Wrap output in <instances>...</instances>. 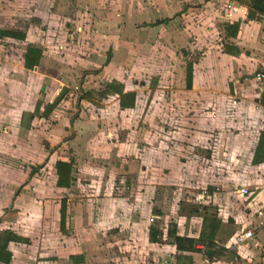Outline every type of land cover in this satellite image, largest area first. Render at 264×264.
Instances as JSON below:
<instances>
[{"label":"crops","instance_id":"1","mask_svg":"<svg viewBox=\"0 0 264 264\" xmlns=\"http://www.w3.org/2000/svg\"><path fill=\"white\" fill-rule=\"evenodd\" d=\"M98 1L104 8H115L123 2ZM129 1L137 12L139 8L141 11L145 9L143 0ZM227 1L165 0L168 4H164L162 0H153L150 3L152 9L148 12L154 11L156 16L147 20L144 15L140 16L139 26L134 25L133 21L128 24V15L119 16L118 19L113 16L109 20L99 14L95 22L96 33L92 31L94 47L99 52H92V58H88L80 55L82 46L69 40L71 34L81 31L77 19L72 22V33H67L68 22L50 21L48 0H0V182H14L10 180L15 177L13 161L22 155L21 159L28 164L22 166L26 180L21 184L28 182L36 187L34 182L38 181L33 176L35 165L28 159L34 156V145L42 141L46 142L42 145L45 157L56 142L71 133L66 141L70 143L73 155L70 158L58 157L53 163L52 181L59 191H63V195L54 199L50 206L53 219L58 223L59 237L48 244L47 250L40 249V246L49 231L43 230L45 234L42 235L37 233L40 226L33 227V217L28 207L35 203L42 207L41 222L44 211L48 212V198H21V185L10 201L14 207H25L19 208L21 210L15 215L6 214L5 218L2 211L4 207L0 208V231L8 230L20 237L8 241L7 251L11 257L7 264H98V243L100 247L104 245L102 248H106L105 252L115 246V252L109 248L111 264H194L205 256L214 260L215 264H264V231L259 228V212L264 202V76L261 80L256 76L252 78L258 84L257 90L244 80L253 71L254 74L264 75V70L257 69L260 66L264 69V16L250 18L245 0H232L242 7L232 17H228ZM33 2L36 7L34 11L30 8L32 11L27 15L32 17L31 22L39 21L40 26L32 23L24 27L20 24L15 26L11 19L13 10L21 11L23 3L27 6ZM90 2L94 3L92 0ZM129 6L128 0H125L124 8ZM81 7L87 8L86 5L80 6L77 10L79 15H82ZM166 11L169 12L168 16L165 15ZM75 15L79 18L78 14ZM149 17L150 13L147 14ZM166 18L169 20L163 21ZM89 22L92 23L90 18ZM231 26L234 27L230 29ZM7 31L22 36L7 35ZM128 32L134 35L132 40L128 38ZM27 48L38 50L33 56L37 61L32 67H25L24 64ZM149 49L154 50L153 58L146 54ZM194 51H198L200 56L192 61L191 86L186 87V66L181 67L184 72H173L171 67L170 70L166 69V62L184 61L186 55H192ZM150 70H156L153 75L162 76L170 71L173 77L169 86L171 92L195 94L197 98L200 96L201 101L209 100L210 95L225 98L229 102L231 99L236 100V116L233 117V126L236 128L233 129L237 131L232 141L237 144L228 156L229 160L231 157L233 168H243L246 176L241 175L238 179H210L206 186L209 188L210 202L198 204L201 208L192 206L199 207L198 213L192 211L191 207L190 214L179 210L176 216H169V223L174 222L177 234L194 239H202V235L210 236V222L213 218L219 220L216 232L212 233V247L204 248L203 244H197L199 251H178L167 238L168 226L163 228L162 234L159 230L162 228L150 223V218L157 216L152 212L154 190L162 183L160 151L152 152L151 167L157 175L156 180H139L135 184L125 180L128 174L144 173L149 167L140 161L145 153H139L135 143L143 133L136 131L137 136H134V132H129L128 128L139 121L130 114L139 106L136 94L141 88L128 86V77L123 71H136L139 75L142 71ZM240 77L244 79L241 81ZM69 81L73 84L70 85ZM112 82L116 83L115 88L108 87ZM91 88L105 95L102 97L105 102L109 96H116V99L111 105L106 102L97 107L95 103L98 99L80 93L82 89L89 91ZM157 88H162L160 83ZM62 89H67L68 93L62 95ZM75 92L77 96L72 100ZM129 93H134L133 105L121 107V96ZM58 97L59 100L54 103ZM209 105L203 106V109L209 108ZM95 108L104 112L94 114ZM225 137V134L220 133L218 141L222 142ZM221 147L219 144L216 148H209L211 150H208L206 161H209L208 157L225 155ZM125 155L136 158V162H118ZM58 160L72 163L73 180L68 187L56 184L55 162ZM223 165L228 167L226 163ZM178 166L174 164L173 171H177ZM228 172L225 169V173ZM7 174L8 180L3 177ZM212 185L222 188L217 197ZM246 186L248 192L240 194L239 188ZM228 187L230 190L236 188L237 194L226 191ZM62 200L65 201V211L61 227ZM198 217L201 220L199 228L193 225L194 218ZM204 217H207V222L203 221ZM124 223L131 228L122 227ZM225 224L234 225L237 230L230 228L224 235L221 230ZM2 225H5L4 229ZM150 227L161 232L160 243L150 242ZM248 228L253 230L252 238L235 246V235ZM39 236L41 238L36 239ZM101 236L106 239L98 242L97 238ZM208 249H212V254L207 253ZM98 255H102L101 250ZM230 255L234 257H227ZM0 264L6 263L0 261Z\"/></svg>","mask_w":264,"mask_h":264},{"label":"rangeland","instance_id":"2","mask_svg":"<svg viewBox=\"0 0 264 264\" xmlns=\"http://www.w3.org/2000/svg\"><path fill=\"white\" fill-rule=\"evenodd\" d=\"M39 1L40 0H38V2ZM92 1H94V3L90 2V0H48L50 21L56 22L58 20L60 22H68V24L70 25L68 26L69 29L67 33H72L73 20L77 19L80 22V33L77 34V31H75L74 34H71L72 37H70L69 40H71V42L74 40V43H78V46H82V51L80 55L88 56V58H92L91 54H97L99 52L97 51L98 48L94 47V38L92 36V31L93 34L96 33L95 30L97 28L95 26V22L99 14H102L101 16H103V18L108 17L109 20H111L113 16H116V19H118L119 16L128 15L126 19L129 22L128 24H131L133 21L135 23L134 25L138 26L141 25V22L139 20L140 16L144 15L145 20L156 16L154 14V11L148 12L149 9H152L151 7L153 5H151L150 3L153 0H143V5L145 9L141 11V8H139L138 12L136 11V7L131 5L129 0L128 4H130V6L128 8H124L125 0H123V2H120L115 8H104L103 6H101V1ZM162 2L164 4H168L165 2V0H162ZM167 2H169V0H167ZM121 4H123V8L121 7ZM84 5H86L87 8L81 7L82 15H79V13H77V10L80 8V6ZM35 7L36 3L34 2L31 4H27V6L23 3L20 7L21 11L15 12L13 10V17L11 19L13 20L14 25L16 26L20 24V26L22 27L27 26L31 23L33 25H39V21L36 22L35 20H33L31 22L30 18L32 17H29L27 15L28 13H30V11H32L30 8H32L34 11ZM100 11L102 12L100 13ZM105 11L107 12L104 13ZM89 13H91V17H89ZM149 13L150 17L147 18V14ZM75 14H78L79 18H77ZM165 15L168 16L169 12L166 11ZM31 16L34 15L32 14ZM88 18L91 19L92 23H88ZM68 19L70 21H67ZM166 20L169 19L166 18ZM113 32H111L110 34L113 35ZM128 38L132 40L134 38V35L131 32H128ZM122 39H125V37ZM76 40H78V42ZM88 42L89 44H86ZM197 52L198 51H194L192 55H186V59L184 61L176 60L175 62H166V69L170 70L171 67L174 70L173 72L183 71L181 67H185L187 61H194L198 59L200 54ZM146 54H149L151 58H153L154 50L149 49V52H147ZM180 54L181 56H183L181 52ZM133 62L136 63L135 60ZM149 63L150 65L152 64V62ZM68 67L71 69V66ZM257 69L261 71L264 70L261 66ZM123 72L125 73V76L128 77V86H136L137 88L139 87V89L141 88V91L136 94L138 95L139 106L133 111H131L130 114L131 116L139 119V121L137 124L130 125L128 128L129 132H134V136H137L135 134L136 131L139 134L143 133L142 137H138L139 141H135V143L139 148V153H145L144 158H140V161L142 160V162H144L143 165L149 167L148 170L146 169L144 173L135 171L136 173L134 174H128V177L125 180H128L132 184L139 180H156L157 175L156 173L152 172L151 167L152 152L153 150L160 151V164L162 167V173H160V175L162 176V183L156 186L152 199V212H154V214L159 217L155 216L154 219L151 218L152 220H150V223L152 225H158L160 228H162L159 229L162 232V230L164 231L163 228H167L168 226L169 229L174 224V222L169 223V216H176V212L178 213L179 210L184 214H190V209L193 205L207 204L208 202H210L211 199L208 193L209 188L207 189L206 187L208 186L207 183L210 182V179L218 180L219 178L224 177L225 179L227 177H230L232 179L234 177L235 179H238L241 175L246 176V170L244 172L243 168H233V162L231 160V157L229 160L230 155L228 156V154L232 152L233 147L237 144L232 141L233 135L237 131V129H233L236 128L233 126V122H235L233 117L236 116L234 113L236 103H234V101L236 102V100L231 99L229 102L225 98H215L213 97V95H210L211 98L209 100L201 101V99H199L200 96L199 98H197L195 94L190 95L189 93L184 92H171V88L169 86L171 84L170 79L172 80L173 77L170 76V71H166L163 76L153 75L152 73H155L156 70H154L153 72L152 70L147 72L142 71L139 75L136 73V71H134L133 73L127 71ZM253 72L251 73V76H249L247 79H244V77H240V79L241 81L243 79L246 80L247 84H253L255 90H257V82L252 81V78L256 76V74H254ZM159 83L162 88L156 89V86H158ZM175 83H173V85ZM69 84L71 85L73 84V82L69 81ZM111 84L117 86L115 82H112ZM78 85L79 84H77V86ZM92 90L94 89L91 88V90L89 91H85V89H82L80 93L81 95L88 94L90 98L98 99V102L95 103L97 104V107L105 105L106 102H108V105H111L112 102H114V100L116 99V96H109L107 97V100L105 102L104 100H102V97L105 95H100L98 92ZM61 92L62 95L68 93L67 89H62ZM73 95L74 97H72V100H75V97L77 96L76 92ZM241 98H243V96H241ZM100 102H102L103 104ZM208 104H210L209 108L203 109V106H206ZM99 112L104 111H99V109L95 108L94 114L97 113L98 115ZM220 133H223L226 136L222 140V142L218 141ZM70 134L71 133H68L66 136H64L61 141L56 142L46 153L45 157L43 154L44 148H42L44 146L42 145L46 142L42 141L40 144L37 143L35 144L36 146L34 145V148L32 150V155L34 156L28 160L33 162L35 165V172L33 176H35L38 181V183L34 182L36 184V187L30 185L28 182L21 184V182L26 180V176L24 175L25 170L22 166H24L25 163L28 164L27 161L24 162L23 159H21L20 156L22 155H19L20 158L17 157V161H13V165H15L13 166L15 168V177L10 180H13L14 182H0V208L4 207V209H2V211L4 210V218L6 217V214L8 216L10 215V213H12V215H15L18 211L21 210L19 208L25 207L23 205L18 208L14 207V204L10 201L12 196L15 195V193L17 192L16 190H18L21 185V189L19 188V194L21 198L25 196H32L33 198H48V212L47 210L44 211L43 221L41 222L39 221V218L42 219V216H40V211H42V207H40L36 203L28 207L29 212L32 213L31 216L33 217V220H31V222L33 224V227H38L39 225L41 228V232L40 228H38L37 233L39 232L38 234L42 235L43 230L44 232L49 231V235L46 236L49 241L46 238L41 241L42 244L40 246V249L42 250H47L48 244H50V242H55L59 237L57 236L59 232L58 223L57 221H55V219H53V214L52 212H50V206L52 205L54 199L57 200L61 197V195H63V191H59L54 186V182L52 181L54 171L53 163L54 160H56L58 157L66 156L70 158L73 156L72 148L70 147L71 145L66 141ZM217 144H221V148L224 150L223 153H225V155H220L219 158L208 157L209 161H206L207 156H209L208 150L213 149L214 146L216 148V146H218ZM45 147H47V144H45ZM53 151L54 154L51 155ZM118 162H122L123 164L127 162H136V158H132L129 156L127 157V155H125V157H122V160H118ZM224 163H226L228 167L225 168V166L223 165ZM174 164L179 165L178 170L180 172L178 170H174L175 172L173 171L172 166ZM224 168L228 169L229 172L225 173ZM186 169L189 171V173ZM221 169H224L223 172L220 171ZM232 169L234 170V172H232ZM220 172H222V174ZM3 177H6V180L9 179L8 174L3 175ZM204 182H206V184H204ZM212 186L213 193L215 197H217L218 193L222 192V188L219 187V185ZM230 189L231 188L228 187L226 191H231V193L235 195L237 194L236 188H233L232 190ZM198 206L201 208V205ZM227 210L229 211L230 209ZM2 211L0 209V213ZM234 211H236V209ZM193 222V225L195 224L194 227H200L201 220L199 217L194 218ZM3 226L5 225H2V227ZM9 226L13 225L9 224ZM182 226L183 225H181V227ZM122 227H124L125 229L131 228V226L127 223H124ZM230 228L237 230L236 226L225 224L221 232H223V234L225 235ZM2 229H4V227ZM162 234L160 240L157 243H160L162 241ZM39 238L41 237H36V239ZM105 239L106 238H104L103 236L97 238L98 242H103L105 241ZM45 240H47L49 243ZM35 246L38 247V243ZM102 246L100 247V244L98 243V254L100 250L102 252V255L97 254V259L100 261V263L98 262V264H104L107 262L111 264L109 250L113 249L112 252H115V246H113V248L109 247L110 249L108 248L107 252H105L106 248L103 249ZM99 256H101V258H99ZM227 257L233 258L234 255H230Z\"/></svg>","mask_w":264,"mask_h":264},{"label":"trees","instance_id":"3","mask_svg":"<svg viewBox=\"0 0 264 264\" xmlns=\"http://www.w3.org/2000/svg\"><path fill=\"white\" fill-rule=\"evenodd\" d=\"M245 2L248 5V17L251 18V17H256V16H264V0H245ZM165 20L166 19H164L163 21ZM233 27L231 26L230 29ZM6 34L15 36V37L22 36L20 33H16L13 31H7ZM37 52L38 50L27 48L25 58H24L25 67H32L34 63H36L37 60L33 56ZM31 60L33 62H31ZM185 66H186V76H185L186 87H190L191 81H192V61H187ZM108 87L115 88V86L112 84L109 85ZM119 93H121L120 90H119ZM61 96L62 95H60L59 97L61 98ZM59 97L54 101V103H56L59 100ZM81 97H84V96H81ZM133 99H134V93H129V94H125L121 96L120 106L121 107L132 106ZM54 103L50 105V108L48 109V111L51 110ZM55 169H56V174H57L56 184L61 187H68L70 185V181L73 180V177L71 174L73 170L71 161L58 160L55 162ZM64 211H65V201L62 200L61 208H60V214H61L60 226L61 227L63 226V223H64ZM192 211H194L195 213H198L197 208H193ZM207 220H208L207 217H204L203 221L207 222ZM218 226H219V220L213 218L209 224L210 233H211L210 236L202 235L201 237L202 239H194L191 237L177 234L175 224H173L171 228L168 229L167 238L170 240L172 244L175 245L178 251H199L200 248L196 246L197 244H203L204 248L212 247V245H214V243L212 242L213 241L212 233L216 232ZM160 237H161V232L158 229L153 228V227L149 228L150 242H158L160 240ZM18 238L20 237L13 234L12 232L8 230L0 231V261L5 262L6 264L9 262L11 255L7 251L8 241L12 239H18Z\"/></svg>","mask_w":264,"mask_h":264},{"label":"built area","instance_id":"4","mask_svg":"<svg viewBox=\"0 0 264 264\" xmlns=\"http://www.w3.org/2000/svg\"><path fill=\"white\" fill-rule=\"evenodd\" d=\"M241 7H242V5H240L238 3H235L232 0L227 1L226 2V10H227L226 11V15L228 17H232L233 14L236 13L237 11H239ZM263 76H264L263 73H257L256 74V78L258 80H261L263 78ZM234 103H235V101H234ZM238 192L240 194H246L248 192V190H247L246 187H241V188H239ZM201 197H203V196H201ZM150 220H152V219L150 218ZM259 228L264 231V202L261 205L260 212H259ZM252 236H253V230L250 229V228L245 229V230H243V231H241V232H239V233H237L235 235V237H234V245L235 246L241 245L246 240L252 238ZM202 249H204V248H202ZM202 252L205 254L204 250ZM194 264H215V261L211 260V259H208L205 256V258H203L201 261H199L197 263H194Z\"/></svg>","mask_w":264,"mask_h":264},{"label":"water","instance_id":"5","mask_svg":"<svg viewBox=\"0 0 264 264\" xmlns=\"http://www.w3.org/2000/svg\"><path fill=\"white\" fill-rule=\"evenodd\" d=\"M207 253H208V254H212V249H208V250H207Z\"/></svg>","mask_w":264,"mask_h":264}]
</instances>
